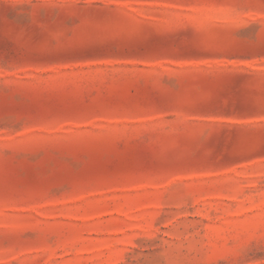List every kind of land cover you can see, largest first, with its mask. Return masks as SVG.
I'll use <instances>...</instances> for the list:
<instances>
[{
  "label": "rangeland",
  "instance_id": "obj_1",
  "mask_svg": "<svg viewBox=\"0 0 264 264\" xmlns=\"http://www.w3.org/2000/svg\"><path fill=\"white\" fill-rule=\"evenodd\" d=\"M0 264H264V0H0Z\"/></svg>",
  "mask_w": 264,
  "mask_h": 264
}]
</instances>
